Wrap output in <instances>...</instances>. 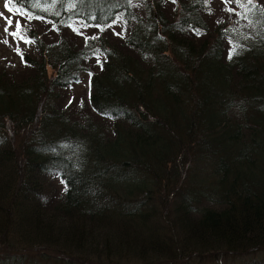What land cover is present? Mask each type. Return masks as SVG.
Here are the masks:
<instances>
[{
  "label": "trees",
  "instance_id": "16d2710c",
  "mask_svg": "<svg viewBox=\"0 0 264 264\" xmlns=\"http://www.w3.org/2000/svg\"><path fill=\"white\" fill-rule=\"evenodd\" d=\"M214 1L0 0V264H264V0Z\"/></svg>",
  "mask_w": 264,
  "mask_h": 264
},
{
  "label": "rangeland",
  "instance_id": "374dc122",
  "mask_svg": "<svg viewBox=\"0 0 264 264\" xmlns=\"http://www.w3.org/2000/svg\"><path fill=\"white\" fill-rule=\"evenodd\" d=\"M213 13L212 16H214V18L219 17L221 15H226L225 12L228 9V7L226 6L227 3H223L222 0H215L213 2ZM227 17V16H226ZM3 19V17H1ZM77 24V23H76ZM240 31L241 34L245 35L246 31L244 30L243 25H240ZM90 28L89 27H85L83 24L78 23V25H71L70 26V31H74L79 35H82L81 38L85 39V37L88 35V30ZM0 30H2V33H4V40L0 38V59H2V61L4 60V63L6 65H8V67L13 68H18L19 67V63H20V59H18L17 57H15L14 53L12 52V49H10L7 46V43L12 42V31L5 32V28H0ZM125 30V23L122 21V17H119L117 20H115V23L108 26V31H111L112 33H115V35L119 36L121 33H123ZM5 43L6 45L2 44ZM14 45V43H13ZM25 48H28V44H23L22 45ZM230 46V44H229ZM234 47V43L231 42V47L230 49L232 50ZM21 65V64H20ZM89 80L90 77H88V74H83L81 76V79L79 81H77L76 83H74L70 88H68V91L66 92L65 95V101H64V106H66V108L68 110H72V113L77 117V119H81L82 121L86 120V116L87 113H94L93 110H91L90 108V104H89ZM80 110V111H79ZM109 124L110 122L107 121ZM176 169V167H175ZM178 170H181L183 173L186 172V163L184 165H178L177 166ZM171 181H175L177 182L178 180H176L175 178H172ZM175 182H173V184H171L172 182H169L170 186H175ZM57 183L59 184V181H57ZM60 186V184H59ZM181 187L183 188V181L182 184L179 186L177 192L182 191ZM168 189V187H166V190ZM171 191V190H170ZM167 190L168 192V196L172 195L173 193ZM180 197V196H179ZM260 257V256H259ZM259 257H257L259 259ZM257 259V260H258ZM248 261H251L250 256L248 257H233L230 255H219L217 254L216 256H208L205 258H200V257H194V258H190V259H186V260H180L177 263H173V264H245Z\"/></svg>",
  "mask_w": 264,
  "mask_h": 264
},
{
  "label": "snow or ice",
  "instance_id": "6c2138e0",
  "mask_svg": "<svg viewBox=\"0 0 264 264\" xmlns=\"http://www.w3.org/2000/svg\"><path fill=\"white\" fill-rule=\"evenodd\" d=\"M249 2H251V0H249ZM7 7H8V5H7V3H6V8H7ZM8 10L11 11L10 8H9ZM0 15H2V14H0ZM28 19H32L31 15L28 16ZM11 25H12V21H11V19L6 18L5 32H8V28L11 27ZM20 26H21V25H20V22L17 21V29H19ZM12 35H14V36H15V35H18V31L12 33ZM232 51L235 52L236 49L233 48ZM231 58H232V56H231V54H230L229 59H231Z\"/></svg>",
  "mask_w": 264,
  "mask_h": 264
}]
</instances>
